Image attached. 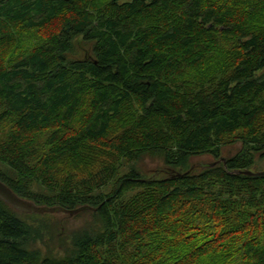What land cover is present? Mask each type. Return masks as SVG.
Returning a JSON list of instances; mask_svg holds the SVG:
<instances>
[{
    "label": "trees",
    "instance_id": "trees-1",
    "mask_svg": "<svg viewBox=\"0 0 264 264\" xmlns=\"http://www.w3.org/2000/svg\"><path fill=\"white\" fill-rule=\"evenodd\" d=\"M94 2L0 0V136L11 123L0 182L37 206H87L93 220L69 253L42 254L27 247L23 213L0 199V264H264V176L240 173L264 160V129L253 133L264 115V0H233L234 11L212 0H105L96 13ZM213 33L236 41L232 71L208 93L179 94L164 78L199 65ZM40 134L47 157L31 167ZM236 138L241 148L222 157ZM87 145L98 166L55 180L56 162ZM145 156L165 175L143 176L133 164ZM201 156L224 162L189 165ZM38 180L47 194L32 191Z\"/></svg>",
    "mask_w": 264,
    "mask_h": 264
},
{
    "label": "rangeland",
    "instance_id": "rangeland-1",
    "mask_svg": "<svg viewBox=\"0 0 264 264\" xmlns=\"http://www.w3.org/2000/svg\"><path fill=\"white\" fill-rule=\"evenodd\" d=\"M214 4L220 6H228L230 10L242 9L241 6H234L233 0H212ZM105 0H95L94 12L100 10L104 5ZM261 8V14L264 16V2L262 4H256ZM263 7V9H262ZM174 14V13H173ZM249 15V14H248ZM251 18L247 16L245 19ZM161 21L167 23L173 20L172 15H167L160 18ZM161 21H159L161 23ZM248 24V23H247ZM264 27V24H263ZM34 41V40H33ZM204 42V41H203ZM197 53L201 56L202 61L199 65L194 67L184 66L181 71L168 75V79L164 78V81L170 85L179 94L184 90L197 91L202 90L208 93L213 84L220 78H223L230 74L232 68L237 62L239 56V50L236 47V41L230 38L222 39L221 34L213 33L205 40L204 43L198 46ZM80 54V52H79ZM173 85V86H172ZM4 124L0 139L5 142L6 136L10 130L11 123ZM264 129V115L258 120L253 130V133L259 132ZM242 132H237L238 136ZM245 134V133H243ZM41 138H34L36 142V150L33 157L29 161V166L40 167L42 161L47 157L48 148L44 146V138L41 134L38 135ZM114 139L107 138L104 140V144L99 146L104 152L110 150ZM86 146V145H85ZM87 149L81 155L76 158L65 159L63 161L56 162L53 166L52 176L55 180L59 181L65 178L68 174H75L76 178L86 176L87 172H92L93 167H97V164H93L90 161V151L96 150L94 145H87ZM241 148V142L238 139H234V142L226 144L222 147L221 156L229 157L236 153ZM213 158L209 156H201L190 160L189 165L205 164L213 162ZM119 173L123 174L127 171L129 163L126 160L120 161ZM131 165V164H130ZM136 169L145 177L159 178L164 176V166L160 159L151 158L148 156L140 158L133 164ZM257 169H264V160H256ZM0 171L10 173L8 167L0 162ZM82 173V174H81ZM48 178V180H52ZM41 181H35L32 186V191L39 194H47L45 187L42 186ZM109 189V186H108ZM134 193L137 191H133ZM129 193L127 197H131L134 193ZM25 214V213H23ZM20 215V218L24 221V224L28 228L27 247L28 249L38 250L42 254H51L52 256H62L70 252L72 241L75 235H81L83 230H86L92 226V216L87 212H83L75 217L68 218L65 215ZM79 233V234H78ZM137 246V243H133Z\"/></svg>",
    "mask_w": 264,
    "mask_h": 264
},
{
    "label": "water",
    "instance_id": "water-1",
    "mask_svg": "<svg viewBox=\"0 0 264 264\" xmlns=\"http://www.w3.org/2000/svg\"><path fill=\"white\" fill-rule=\"evenodd\" d=\"M219 162H224V159H220L217 162L208 164V167H212ZM241 174L244 175H249V176H264V170L261 171H243L240 172ZM0 199L3 200L5 203L9 204L11 207H13L16 211L20 213H25V214H65L69 217H73L74 215L83 212L85 210H91V208L87 206H82L79 208H76L74 210H65L60 207H46V206H37L34 203L22 199L18 197L15 193H13L9 188H7L2 182H0Z\"/></svg>",
    "mask_w": 264,
    "mask_h": 264
}]
</instances>
